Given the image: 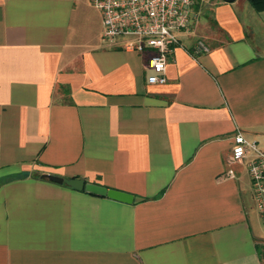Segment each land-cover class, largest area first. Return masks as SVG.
Segmentation results:
<instances>
[{"label":"crops","instance_id":"0c3cea01","mask_svg":"<svg viewBox=\"0 0 264 264\" xmlns=\"http://www.w3.org/2000/svg\"><path fill=\"white\" fill-rule=\"evenodd\" d=\"M193 9L151 83V52L105 43L91 0H0V264H264L248 168L231 158L239 130L264 148V9Z\"/></svg>","mask_w":264,"mask_h":264},{"label":"built area","instance_id":"2783aa9c","mask_svg":"<svg viewBox=\"0 0 264 264\" xmlns=\"http://www.w3.org/2000/svg\"><path fill=\"white\" fill-rule=\"evenodd\" d=\"M198 0H91L102 15L101 38L115 44L121 40L127 50L150 51L151 83L167 81L166 69L180 34L191 30L197 18L193 6ZM198 46L208 49L200 41ZM231 158L247 166L253 196L264 226V148L242 131L234 136ZM234 175L233 170L228 173Z\"/></svg>","mask_w":264,"mask_h":264},{"label":"water","instance_id":"95a60500","mask_svg":"<svg viewBox=\"0 0 264 264\" xmlns=\"http://www.w3.org/2000/svg\"><path fill=\"white\" fill-rule=\"evenodd\" d=\"M45 175L52 180L66 183L78 190H85L93 194L106 196L125 202H132L134 200V195L127 191L119 190L116 188H109L105 185L96 182L87 181L84 178H73V177L64 178L54 174H45Z\"/></svg>","mask_w":264,"mask_h":264},{"label":"trees","instance_id":"16d2710c","mask_svg":"<svg viewBox=\"0 0 264 264\" xmlns=\"http://www.w3.org/2000/svg\"><path fill=\"white\" fill-rule=\"evenodd\" d=\"M249 1L257 10L264 9V0H249Z\"/></svg>","mask_w":264,"mask_h":264}]
</instances>
